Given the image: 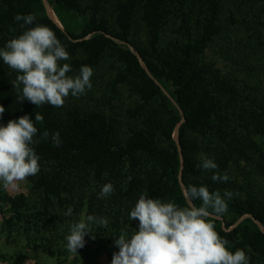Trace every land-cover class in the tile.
Returning <instances> with one entry per match:
<instances>
[{"label":"trees","instance_id":"obj_1","mask_svg":"<svg viewBox=\"0 0 264 264\" xmlns=\"http://www.w3.org/2000/svg\"><path fill=\"white\" fill-rule=\"evenodd\" d=\"M110 1L115 29L106 16ZM46 2L61 27L48 16L43 0H0V48L26 28L45 25L69 53V60L61 62L72 68L68 75H77L82 65L97 69L111 61L110 96L101 108L89 101L60 108L21 103L12 84L19 73L0 59V106L5 109L0 125L29 115L38 129L33 147L40 157L39 173L28 178L36 206L29 210L27 197L0 193L2 219L33 227L57 205L86 204L88 215L107 219L102 226L114 236L130 237L138 221L129 213L142 193L185 207L183 189L206 185L222 197L225 190L233 193L225 198L227 211L211 219L229 250L242 249L249 264H264V203L251 195L245 171L264 163V88L237 83L204 59L221 32L218 22L226 1L99 0L87 11L75 2ZM228 13L233 23L249 31L247 51L264 58V0L233 1ZM17 14L36 19L22 27ZM173 17L178 21L175 37L165 43L162 36ZM137 24L145 29L144 44L135 40ZM120 88L134 106L119 114L108 104ZM37 113L42 123L35 121ZM56 132L59 146L52 141ZM202 153L214 158L220 174L227 172V182H214L213 171L198 168ZM106 183L113 184L114 193L98 198ZM192 203L199 207L202 201Z\"/></svg>","mask_w":264,"mask_h":264},{"label":"clouds","instance_id":"obj_2","mask_svg":"<svg viewBox=\"0 0 264 264\" xmlns=\"http://www.w3.org/2000/svg\"><path fill=\"white\" fill-rule=\"evenodd\" d=\"M35 19L33 14L15 16L16 21H23L22 27L32 25ZM69 58L55 33L41 24L26 28L0 48L3 63L19 73L12 84L21 93L20 102L27 100L36 107L44 104L63 107L69 94L79 97L92 88V68L82 65L77 75H68L72 68L61 62ZM4 112V107L0 106V116ZM35 121L42 123L43 116L37 113ZM37 132L29 115L10 120L6 126L0 125V187L17 190L21 182L39 173L40 157L33 147L38 143L34 140ZM48 135L45 130L43 137ZM52 141L60 145L59 132L52 134ZM200 159L198 168L213 171L214 182L230 179L227 172L219 173L214 158L201 154ZM131 179L127 177L128 182ZM114 191L113 184L106 183L98 198H107ZM183 195L187 202L185 207L142 193L129 213L132 221H138V230L134 229L130 237L122 233L115 239L114 246L119 251L113 253L111 264H249L245 251L239 248L230 251L229 242L218 234L211 222L213 216L227 211L225 198L231 199L233 193L225 190L222 197L219 191L210 192L206 185H187ZM195 200H201L202 204L195 206L192 203ZM71 212L70 208L68 214ZM92 223L106 226L107 219L87 215L71 224L65 236L69 253L77 254V250L85 246L84 238L92 233Z\"/></svg>","mask_w":264,"mask_h":264},{"label":"rangeland","instance_id":"obj_3","mask_svg":"<svg viewBox=\"0 0 264 264\" xmlns=\"http://www.w3.org/2000/svg\"><path fill=\"white\" fill-rule=\"evenodd\" d=\"M98 1L65 0L66 3L75 2L81 11H87ZM225 1L227 10H223L218 22L221 32L208 45L204 59L208 64H213L220 69L225 76L235 79L237 83L244 81L264 88V58L261 54L256 52L252 54L251 51H247L250 49L249 43H251V38L248 37L249 31L245 27L233 23L228 13L232 10L233 1L236 0ZM43 2L50 19L61 27L46 0ZM247 4V2H243V7L248 6ZM66 7L68 8V5ZM106 9L108 24L115 29L114 2L110 1L106 5ZM177 24L178 21L173 17L162 36L165 43L175 37L172 31ZM134 37L137 42L145 43V29L142 25L137 24ZM110 64L111 61L103 64L102 67L92 69L93 75L90 78L92 88L86 90L79 97L69 94L65 98L64 105L68 103L81 105L83 101H89L91 105L99 108L102 105L106 106L107 96H110L108 84L113 73ZM133 102L132 97L120 88L117 97L110 100L108 105L109 109L120 114L122 109L132 108ZM173 138L176 139V131L173 133ZM245 171L248 173V189L251 191V195L264 203V163L258 168L255 165L246 166ZM0 193L9 197L19 195L27 197L29 210L36 206V195L31 192V184L28 179L21 182L17 190H5L0 187ZM70 208L72 212L68 214ZM70 208L55 206L45 221L33 227L30 224L14 221L7 223L2 219L0 209V264H111L113 253L119 251L114 246V242L121 234L114 236L110 229H105L100 224L99 226L94 223L90 225L92 233L85 236V246L78 249L77 254L67 251L65 236L69 234L71 224L79 222L88 215L86 204L70 206ZM255 223L263 230L257 221Z\"/></svg>","mask_w":264,"mask_h":264}]
</instances>
